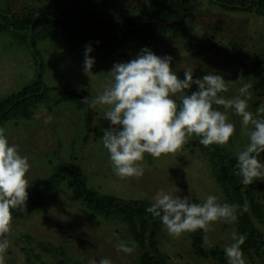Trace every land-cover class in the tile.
I'll use <instances>...</instances> for the list:
<instances>
[{"label":"rangeland","instance_id":"obj_1","mask_svg":"<svg viewBox=\"0 0 264 264\" xmlns=\"http://www.w3.org/2000/svg\"><path fill=\"white\" fill-rule=\"evenodd\" d=\"M153 1L0 0V25L2 13L17 19L39 14L79 17L92 12L108 19L137 18L147 15ZM28 40L29 36L11 30L0 32V102L20 92L36 77L38 67ZM144 47L157 56H171L170 68L179 79H183L185 68L194 70V79L208 73L221 75L228 91L219 95L225 98H234L244 83H250L252 98L248 110L255 114L257 107L264 105V87L263 95L257 99L250 72L254 59L264 61V17L254 9L227 11L211 0H196L189 8L183 34L171 33L160 41L127 42L114 49L95 47L90 54L95 64L88 74L83 71L84 50L71 51L56 42L38 41L36 48L44 65L43 81L51 89L49 98L32 111L30 119L16 117L2 128L10 143L28 157V193L35 181H48L56 170L74 166L80 170L87 189L100 197L151 203L152 195L163 188L172 189L181 197L190 194L193 202H203L209 194L218 196L220 203L226 202L214 176L215 162L198 138L155 160L145 154L139 162L143 176L120 179L114 175L100 139L102 129L109 127L102 117L106 106L92 108V127L88 130L84 110L62 100L66 89L75 93L84 91L87 98H95L106 86L114 63L135 58ZM196 90L193 85L186 94ZM213 107L224 111L223 106ZM227 116L235 131L227 144L218 147L226 158L227 170L233 173L230 160L246 146L247 129L242 130L240 117L231 110ZM259 158L264 160V152ZM254 181L261 186L257 199L262 209L261 216L253 217V221L264 232V177ZM233 230L237 231L235 224L214 222L203 231V248L224 254L223 248L232 242ZM7 239L4 264H88L89 259L98 262L103 257L110 258L113 264H138L140 256L136 247L131 255L117 252L118 240L132 241L128 225L121 219L94 213L75 196L67 180L43 188L42 201L30 217H12ZM158 247L167 255V264H220L213 258H198L194 254L192 232L172 237L164 230L158 237ZM243 255L246 264H264V253L255 255L248 251Z\"/></svg>","mask_w":264,"mask_h":264},{"label":"clouds","instance_id":"obj_2","mask_svg":"<svg viewBox=\"0 0 264 264\" xmlns=\"http://www.w3.org/2000/svg\"><path fill=\"white\" fill-rule=\"evenodd\" d=\"M93 51L90 43L84 46L83 71L86 74L95 64V58L90 55ZM172 59L169 55L157 56L144 47L135 58L114 63L103 91L95 98L84 100L90 108L106 106L102 117L109 122V127L102 129L100 139L114 175L120 179H138L144 174L139 162L145 154L155 160L177 152L193 138H198L204 147L227 144L235 131L227 116L231 110L240 117L242 130L247 129L248 140L235 156L234 175L241 178L244 186L264 177V160L259 158L264 152V105H259L255 114L248 110L252 85L244 83L238 89L239 95L225 98L219 95L228 91V84L221 75L208 73L194 79V70L185 68L183 79H179L170 68ZM193 85L197 90L186 94ZM213 105L223 106L224 111ZM29 168L28 157L22 156L18 146L10 143L0 129V264H4L3 254L9 247L7 233L12 212L25 209ZM247 210L246 203L242 206L220 203L216 195L209 194L203 202H193L190 194L181 197L172 189L163 188L152 195L151 204L145 209L154 219L159 218L172 237L207 231L217 221L234 224L238 212L243 214ZM230 238L232 242L223 248L227 264H246L241 249L246 234L233 230ZM115 247L125 255L135 250L132 241L118 240ZM88 264L113 262L103 257L98 262L89 259Z\"/></svg>","mask_w":264,"mask_h":264},{"label":"trees","instance_id":"obj_3","mask_svg":"<svg viewBox=\"0 0 264 264\" xmlns=\"http://www.w3.org/2000/svg\"><path fill=\"white\" fill-rule=\"evenodd\" d=\"M196 0H154L147 15L129 19H108L98 17L95 13L83 14L79 17L72 15L49 16L39 14L26 16L21 19L9 17L2 13L3 25L0 32L11 30L17 35L28 37L33 49L38 72L35 79L24 89L0 102V129L16 117L30 119L32 111L47 102L49 89L43 81L44 65L40 53L37 51L38 41L49 40L67 47L71 51L84 50L86 44L95 47L120 48L127 42H153L160 41L171 33H184V22L188 11ZM227 11L255 12L264 17V0H211ZM99 41L97 44L96 42ZM221 51V48H218ZM240 60L245 61V58ZM253 77V90L257 99L263 95L264 87V61L256 58L250 64ZM87 92L75 93L68 89L62 92L63 101L74 103L87 115L88 130L92 127L93 112L84 100ZM203 146V145H202ZM204 147V146H203ZM215 162L214 176L216 182L223 190L226 202L229 204L248 206L247 212L240 214L234 223L238 233L246 234L245 243L241 246L242 252H253L255 255L264 253V232L258 229L253 217L261 216V206L257 195L261 186L254 181L244 186L241 178L229 173L225 166L226 158L222 155L218 145L204 147ZM236 159H231L233 166ZM61 180H67L69 188L76 197L94 213L105 218L123 220L129 227L132 241L138 249L140 256L138 264H167L168 257L158 247V237L165 229L159 218H153L145 209L150 206L148 201L123 202L110 197H100L89 191L77 167L68 166L56 170L48 181L37 180L32 185V191L23 211L14 210L12 217L23 219L30 217L42 201V189L59 185ZM193 233V250L198 258H213L220 264H227L223 253L217 251L207 252L203 248V231ZM51 252L50 250H47Z\"/></svg>","mask_w":264,"mask_h":264}]
</instances>
